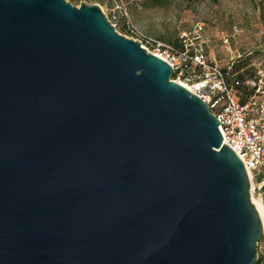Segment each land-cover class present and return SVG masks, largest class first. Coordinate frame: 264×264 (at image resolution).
<instances>
[{
	"label": "water",
	"instance_id": "95a60500",
	"mask_svg": "<svg viewBox=\"0 0 264 264\" xmlns=\"http://www.w3.org/2000/svg\"><path fill=\"white\" fill-rule=\"evenodd\" d=\"M172 68L97 5L0 0V264H254L245 168Z\"/></svg>",
	"mask_w": 264,
	"mask_h": 264
},
{
	"label": "rangeland",
	"instance_id": "374dc122",
	"mask_svg": "<svg viewBox=\"0 0 264 264\" xmlns=\"http://www.w3.org/2000/svg\"><path fill=\"white\" fill-rule=\"evenodd\" d=\"M65 1L74 7L97 5L116 33L137 42L142 34L166 44L179 45L181 38L195 44L193 28L202 24L201 36L209 40L206 53L210 61L232 72L241 68L237 74H243L245 88L247 81H257L260 76L264 83V0ZM222 37L227 38V44ZM146 48L152 52L151 47ZM259 259H264L263 236L257 246Z\"/></svg>",
	"mask_w": 264,
	"mask_h": 264
},
{
	"label": "built area",
	"instance_id": "2783aa9c",
	"mask_svg": "<svg viewBox=\"0 0 264 264\" xmlns=\"http://www.w3.org/2000/svg\"><path fill=\"white\" fill-rule=\"evenodd\" d=\"M78 8V7H77ZM110 25L112 22L107 19ZM113 26V25H112ZM193 44L180 39L179 45L166 44L140 34V44L166 62L173 70L172 80L197 96L219 122L223 144L229 146L242 162L254 196L263 207L264 237V88L263 77L246 82L253 90L244 103L227 84L222 68L209 60L206 53L209 40L202 39L203 25L193 28ZM222 42L227 44L226 37ZM146 46L152 48L149 52ZM263 177L262 180L257 178Z\"/></svg>",
	"mask_w": 264,
	"mask_h": 264
},
{
	"label": "trees",
	"instance_id": "16d2710c",
	"mask_svg": "<svg viewBox=\"0 0 264 264\" xmlns=\"http://www.w3.org/2000/svg\"><path fill=\"white\" fill-rule=\"evenodd\" d=\"M240 69L241 68L239 67H235L233 72L230 71V69H222V71L224 73L227 84L232 88H234V90L237 92V94L240 97L241 103H244L247 97H249L252 94L253 90L248 88L247 86H246L247 89L244 87L243 74H237L240 71ZM254 264H264V259H259Z\"/></svg>",
	"mask_w": 264,
	"mask_h": 264
},
{
	"label": "bare ground",
	"instance_id": "6f19581e",
	"mask_svg": "<svg viewBox=\"0 0 264 264\" xmlns=\"http://www.w3.org/2000/svg\"><path fill=\"white\" fill-rule=\"evenodd\" d=\"M185 88V87H184ZM257 201V204H258V208H259V213H260V218L261 220L263 221V207L259 201V199L256 200Z\"/></svg>",
	"mask_w": 264,
	"mask_h": 264
}]
</instances>
